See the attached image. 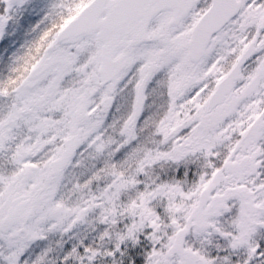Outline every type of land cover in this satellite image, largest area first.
Returning <instances> with one entry per match:
<instances>
[{"label":"snow or ice","instance_id":"1","mask_svg":"<svg viewBox=\"0 0 264 264\" xmlns=\"http://www.w3.org/2000/svg\"><path fill=\"white\" fill-rule=\"evenodd\" d=\"M0 264H264V0H0Z\"/></svg>","mask_w":264,"mask_h":264}]
</instances>
